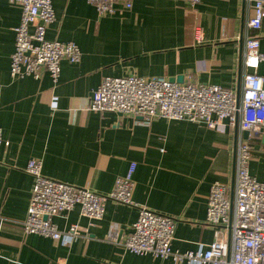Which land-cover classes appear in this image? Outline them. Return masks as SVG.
Instances as JSON below:
<instances>
[{"label": "crops", "instance_id": "1", "mask_svg": "<svg viewBox=\"0 0 264 264\" xmlns=\"http://www.w3.org/2000/svg\"><path fill=\"white\" fill-rule=\"evenodd\" d=\"M55 19L50 40L73 41L80 61H61L58 80L12 77L10 56L21 7L0 0V264H175L125 250L140 207L176 218L172 248L179 252L229 241L225 228L206 222L207 195L213 182L231 195L239 131L213 130L185 120L153 119L87 109L104 76L142 78L180 76L182 82L216 84L239 90L246 36H258L264 52V21L247 27L252 4L245 0H133L117 2L100 15L86 0H52ZM256 72L264 78V62ZM263 132L250 139L249 173L264 182ZM246 132L242 133L246 137ZM42 160V174L106 195L130 163L132 201H105L103 217L91 221L75 206L53 221L61 230L78 224L69 244L25 234L21 222L31 197L33 177L25 166ZM116 232V241L108 240Z\"/></svg>", "mask_w": 264, "mask_h": 264}, {"label": "built area", "instance_id": "2", "mask_svg": "<svg viewBox=\"0 0 264 264\" xmlns=\"http://www.w3.org/2000/svg\"><path fill=\"white\" fill-rule=\"evenodd\" d=\"M21 7L20 20L14 28V49L10 56L12 77L39 79L46 72L56 82L61 61H80L81 53L73 41L50 40L46 28L55 19L52 0H8ZM98 14H112L117 2L132 7L133 0H86ZM190 5L200 0H180ZM252 4L247 27L258 30L264 21V0H245ZM258 36H246L242 56L243 76L239 90L216 84L171 82L164 76L142 78L135 75L104 76L92 92L87 109L95 112L130 114L142 122L153 119L185 120L209 129L239 131L235 151V174L231 195L219 181L211 184L207 195L206 222L225 228L229 241L217 238L195 250L179 252L172 248L176 218L146 207H140L130 233L122 247L136 255L156 259L171 258L175 264H264V182L249 173L250 139L263 132L264 78L256 72L264 62ZM246 132V137L242 133ZM0 127V145H8ZM130 163L126 173L116 178L110 193L103 195L42 174V160L30 159L25 170L33 177L31 197L21 222L25 234H39L71 243L80 235L78 224L61 230L53 221L65 217L75 206L81 216L97 221L103 217L107 199L132 205L133 172ZM108 240L116 241V232Z\"/></svg>", "mask_w": 264, "mask_h": 264}, {"label": "water", "instance_id": "3", "mask_svg": "<svg viewBox=\"0 0 264 264\" xmlns=\"http://www.w3.org/2000/svg\"><path fill=\"white\" fill-rule=\"evenodd\" d=\"M169 80L171 82H173V81L178 82V83H181L182 82V78H180V76L175 77V78H169ZM262 141L264 142V134L262 135Z\"/></svg>", "mask_w": 264, "mask_h": 264}]
</instances>
